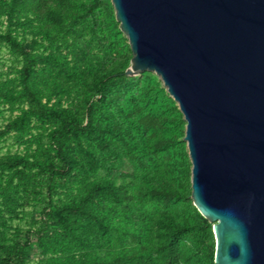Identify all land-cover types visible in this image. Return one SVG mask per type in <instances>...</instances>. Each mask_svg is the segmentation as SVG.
Here are the masks:
<instances>
[{"label": "trees", "instance_id": "16d2710c", "mask_svg": "<svg viewBox=\"0 0 264 264\" xmlns=\"http://www.w3.org/2000/svg\"><path fill=\"white\" fill-rule=\"evenodd\" d=\"M0 264H215L186 121L111 0H0Z\"/></svg>", "mask_w": 264, "mask_h": 264}, {"label": "water", "instance_id": "95a60500", "mask_svg": "<svg viewBox=\"0 0 264 264\" xmlns=\"http://www.w3.org/2000/svg\"><path fill=\"white\" fill-rule=\"evenodd\" d=\"M132 57L186 121L193 205L215 264H264V0H111Z\"/></svg>", "mask_w": 264, "mask_h": 264}, {"label": "rangeland", "instance_id": "374dc122", "mask_svg": "<svg viewBox=\"0 0 264 264\" xmlns=\"http://www.w3.org/2000/svg\"><path fill=\"white\" fill-rule=\"evenodd\" d=\"M11 63V57L5 49L0 51V70H6L7 66ZM13 141L10 139L5 142L0 141V154L4 153L9 146L12 150L16 149V145H12Z\"/></svg>", "mask_w": 264, "mask_h": 264}]
</instances>
